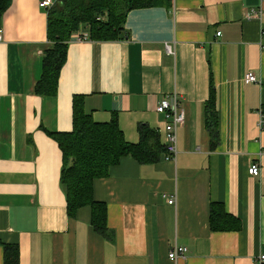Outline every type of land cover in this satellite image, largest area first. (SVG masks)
I'll list each match as a JSON object with an SVG mask.
<instances>
[{
	"label": "crops",
	"instance_id": "crops-1",
	"mask_svg": "<svg viewBox=\"0 0 264 264\" xmlns=\"http://www.w3.org/2000/svg\"><path fill=\"white\" fill-rule=\"evenodd\" d=\"M39 1L11 0L0 20V264H256L264 254V0H160L130 10L115 40H82L89 31L80 27L56 91L43 95L35 86L53 43ZM252 10L260 16L247 17ZM248 72L257 82L244 83ZM211 85L214 142L205 122ZM174 94L185 117L176 158L124 156L93 183L112 237L93 229L90 206L68 215L52 134L72 129L74 98L96 122L115 117L127 141L138 142L146 125L164 145L168 120L156 106ZM214 204L231 217L224 229L210 225ZM175 246L185 252L171 260Z\"/></svg>",
	"mask_w": 264,
	"mask_h": 264
},
{
	"label": "trees",
	"instance_id": "trees-1",
	"mask_svg": "<svg viewBox=\"0 0 264 264\" xmlns=\"http://www.w3.org/2000/svg\"><path fill=\"white\" fill-rule=\"evenodd\" d=\"M158 2L160 0H57L47 12V37L53 48L44 55L42 74L35 86L36 94L56 91L71 32L86 27L91 40L121 39L127 13L136 8L155 6ZM10 4L11 0H0V20ZM72 110V129L51 133L62 152L60 184L66 196L67 213L73 216L78 208L90 206L93 229L110 238L112 233L106 223V206L93 199L94 181L107 177L110 167L117 165L124 156L130 155L139 163H154L165 148L158 141V134L146 125L139 128L138 142L127 141L115 117L108 122L94 121L84 111L80 98H74ZM205 122L214 142L216 111L213 85L205 105ZM213 206L210 225L212 229H224L227 227L225 220L231 217L222 212L220 204ZM12 255L15 257L16 253Z\"/></svg>",
	"mask_w": 264,
	"mask_h": 264
},
{
	"label": "built area",
	"instance_id": "built-area-1",
	"mask_svg": "<svg viewBox=\"0 0 264 264\" xmlns=\"http://www.w3.org/2000/svg\"><path fill=\"white\" fill-rule=\"evenodd\" d=\"M54 4V0H40L38 3V6L41 9L48 10L50 9ZM258 14V15H257ZM259 17L260 16V11H254L252 10L250 12V16L247 15V17ZM217 36L220 35V32L216 33ZM88 38V34H82L81 38L82 40H85ZM2 40V31L0 30V41ZM165 49L168 53H172V49L170 45H165ZM251 82H257L256 76L252 72H248L245 77H244V83H251ZM156 111L158 113L163 114L167 118V122L164 126V133H165V142H164V148L165 151L163 153V158L164 160H174L176 158L177 154V148H176V143H177V128L183 124L184 122V111L183 108L181 107V104L179 100L177 99V96L174 94L172 95V99H163L161 102L156 106ZM260 127H264V121L260 120L259 123ZM159 132V130H158ZM259 166L257 164H252L248 168V173L252 176H256L259 174ZM169 204L174 203V198L170 197L168 199ZM185 252L184 247H178L175 246L169 253L168 257L171 260H175L176 258L180 257L183 255ZM256 264H264V254L260 255V257L257 259Z\"/></svg>",
	"mask_w": 264,
	"mask_h": 264
},
{
	"label": "bare ground",
	"instance_id": "bare-ground-1",
	"mask_svg": "<svg viewBox=\"0 0 264 264\" xmlns=\"http://www.w3.org/2000/svg\"><path fill=\"white\" fill-rule=\"evenodd\" d=\"M147 156H149V155H147Z\"/></svg>",
	"mask_w": 264,
	"mask_h": 264
}]
</instances>
